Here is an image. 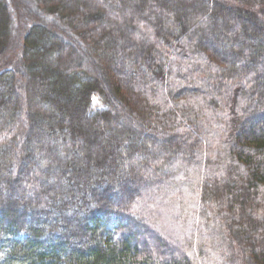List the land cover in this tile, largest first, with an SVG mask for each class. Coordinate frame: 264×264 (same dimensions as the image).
<instances>
[{"label":"trees","instance_id":"1","mask_svg":"<svg viewBox=\"0 0 264 264\" xmlns=\"http://www.w3.org/2000/svg\"><path fill=\"white\" fill-rule=\"evenodd\" d=\"M0 264H264V0H0Z\"/></svg>","mask_w":264,"mask_h":264},{"label":"rangeland","instance_id":"2","mask_svg":"<svg viewBox=\"0 0 264 264\" xmlns=\"http://www.w3.org/2000/svg\"><path fill=\"white\" fill-rule=\"evenodd\" d=\"M74 2H76V3H78V4H81V0H73ZM85 0H82V4H83V2H84ZM104 1V0H103ZM107 3H108V7L110 8V6H109V4H111V2L110 1H107ZM176 3V2H175ZM116 6V5H115ZM114 6V7H115ZM111 12H112V10H111ZM127 27V26H126ZM128 28V27H127ZM63 52L64 53H66V54H68V55H70L72 58H73V61L75 62V63H80L81 62V54H83V53H85L84 52V50L81 52V51H78L76 48H74V47H69V46H66V47H64L63 48ZM39 102H41V100L40 99H38L37 97H34L33 98V101H32V107H34L35 105H38V103ZM92 106H93V108L94 109H96V108H100L101 107V104L99 103V101H98V99H97V97H93L92 98ZM103 147V146H102ZM163 148H165L166 149V147H163ZM148 154H150V152L148 153ZM150 155H152V154H150ZM149 155V156H150ZM166 156H169V153H167L166 154ZM165 157V156H164ZM179 171V170H178ZM177 171V172H178ZM146 176H148V174H146ZM173 184L174 185H176L177 187H180V189L183 187V184H181V182H173ZM179 189V190H180ZM135 193H137V194H139V195H141L142 193L140 192V191H136ZM152 193H154V192H152ZM151 196V195H150ZM147 197V196H146ZM153 198H155V200L157 201V204H158V206H160L161 208H163V209H172V211H171V215H173L174 214V209L175 208H172V207H166V205L165 204H163L162 202H161V200H159V198H157V194L156 193H154V197ZM149 201V198H148V200L146 199V201H145V204L147 203ZM166 207V208H165ZM170 221H168V223H169Z\"/></svg>","mask_w":264,"mask_h":264}]
</instances>
